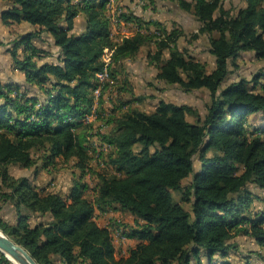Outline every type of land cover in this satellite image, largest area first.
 <instances>
[{
  "label": "trees",
  "instance_id": "trees-1",
  "mask_svg": "<svg viewBox=\"0 0 264 264\" xmlns=\"http://www.w3.org/2000/svg\"><path fill=\"white\" fill-rule=\"evenodd\" d=\"M3 1L5 24L34 29L17 33L6 48L23 78L0 81V202L16 214L13 224L0 217V230L38 264H232L238 237L254 241L264 262V206L254 205L264 195L253 190L264 192V125L248 119L264 117V70L226 82L241 54L264 59V0H244L235 12L222 0H169L200 23L190 37H207L211 70L178 47L186 37L180 27L122 12L115 18L136 29L115 39L111 0ZM42 34L51 36L55 54L35 44ZM144 47L157 80L208 91L203 117L164 99L152 111L130 105L143 97L119 85L118 76ZM47 56L55 59L42 60ZM103 70L108 77L99 82ZM114 88L116 103L109 97L107 108L105 93ZM59 160L79 171L65 194L8 171L14 164L38 174ZM115 208L134 219L129 226L116 222L123 238L136 240L126 255L116 256L110 226L96 218ZM31 214L41 219L31 225ZM0 264L13 263L0 252Z\"/></svg>",
  "mask_w": 264,
  "mask_h": 264
},
{
  "label": "rangeland",
  "instance_id": "rangeland-1",
  "mask_svg": "<svg viewBox=\"0 0 264 264\" xmlns=\"http://www.w3.org/2000/svg\"><path fill=\"white\" fill-rule=\"evenodd\" d=\"M222 1L224 7L230 8L232 12H235L243 5L242 0ZM110 2L111 5L109 6V13L113 17L112 35L115 39H119L124 34H129L136 29L135 24L126 23L122 19L118 21L115 18L122 12H130L140 16L145 21L156 20L167 28H171L173 26L182 28L186 33V37L179 39L178 47L182 49L186 55L206 63L208 70H211L214 67V56L208 51L207 37L205 35H201L198 39L194 40L190 37L191 34L198 29L200 23H198V21L190 13H187L177 7L174 2L169 0H111ZM3 23L0 21V81H8L12 80L11 77H14V72L12 71L10 64V55L6 51L8 39L12 33L17 32L16 30H23L26 29V27L12 24L11 26L6 27ZM81 25L82 19L79 18L75 24V32H79L81 30ZM148 28L152 31L155 29L152 25H149ZM44 46H46L45 43ZM147 50L148 48L144 47L135 58L125 60L118 76L119 85L120 81L125 82L127 88L131 89L134 97H143L141 102H132L130 105L144 111H152L158 101L160 99H164L177 104H186L196 111L200 117H203L210 101L208 91L205 89H198L186 92L178 85H167L157 80L155 78L157 71L156 68L147 63ZM107 56H110V52L106 53L103 59L107 60ZM230 69L231 72L226 82H231L233 80H237L238 78L250 80L253 73L258 70H264V59H257L252 53L241 54L236 60V65H231ZM261 82H264V79H261ZM248 84L249 86H252L253 82L250 81ZM116 95L117 91L115 88L112 89V91H109V93H105V106L107 108H111V106H113V101L108 100V98L112 97L116 103ZM124 97L133 98L132 95H129V93H125ZM263 118L264 117L261 115H250L248 119L251 124L262 126L264 125ZM187 119L189 121H195L196 116L195 114L188 113ZM100 125L101 121L96 120L95 126L99 127ZM106 129L108 128L105 126L101 128L102 131H106ZM34 154L35 156L37 155L36 152ZM94 158L92 159V165L100 168V166H96L97 163ZM73 169L76 171H73ZM8 171L10 175L16 178L21 176L28 177L30 181L38 187V189L60 192L62 194L67 192V189L71 184L72 176L79 172L73 167L72 162H63L62 160H59L55 166L51 167L50 171H41V173L38 174L34 173L33 168H22L19 165L14 164L9 166ZM84 179H86L91 186L96 182L94 177L89 174L86 175ZM253 190L261 194V196L264 195V192L260 189L253 187ZM88 195L91 196L90 191H88ZM174 197L179 199L178 193H174ZM254 205L256 207H260L264 206V203L261 201H254ZM185 206L187 209H190L188 204ZM0 217L12 224L16 222L15 212L10 211L9 205H3L1 202ZM96 218L100 224L110 226L116 246V256L126 255L128 249L135 244L136 240H127L123 238L117 231L116 222L126 226L132 225L134 223L133 216L125 210L115 208L104 214L98 213ZM40 219L41 218L36 217L35 214H31L28 220L32 225ZM234 241L237 242L238 248L236 250L237 252L232 251L230 256L232 264H244L247 258L249 259L250 264H264V262H262L255 253L260 248L254 241L246 237H238Z\"/></svg>",
  "mask_w": 264,
  "mask_h": 264
},
{
  "label": "water",
  "instance_id": "water-1",
  "mask_svg": "<svg viewBox=\"0 0 264 264\" xmlns=\"http://www.w3.org/2000/svg\"><path fill=\"white\" fill-rule=\"evenodd\" d=\"M0 252L13 264H38L32 255L18 242L0 230ZM18 253V256H16ZM11 255V258H10Z\"/></svg>",
  "mask_w": 264,
  "mask_h": 264
},
{
  "label": "crops",
  "instance_id": "crops-1",
  "mask_svg": "<svg viewBox=\"0 0 264 264\" xmlns=\"http://www.w3.org/2000/svg\"><path fill=\"white\" fill-rule=\"evenodd\" d=\"M242 3L243 5L245 4L244 3V0H242ZM242 5V6H243ZM7 6L6 2L3 1V0H0V18H1V13L3 11V9ZM237 11V10H236ZM1 23H3L2 19H0ZM3 25H6V27L8 26H11V24H5L3 23ZM12 25H22V27H26V29H23V30H16L17 32L15 33H12L8 39L11 40L17 33H21V32H24V31H29V30H33L34 29V26L30 25L29 23L27 22H21V23H12ZM29 28V29H27ZM14 32V31H13ZM42 40V41H40ZM35 44L42 47L43 49L45 50H49L50 52H52L53 54H55V51H56V48L55 46L53 45V42H52V38L51 36L47 35V34H42L40 38H37L34 40ZM44 43L46 44V46H44ZM55 57L53 56H47V57H44L42 60H47V61H52L54 60ZM10 64H11V61H10ZM12 68V67H11ZM14 72V75H16L15 77L18 78V80H21L23 78V75L22 73L18 72V71H15V70H12ZM15 78V79H16ZM136 243V242H135Z\"/></svg>",
  "mask_w": 264,
  "mask_h": 264
},
{
  "label": "built area",
  "instance_id": "built-area-1",
  "mask_svg": "<svg viewBox=\"0 0 264 264\" xmlns=\"http://www.w3.org/2000/svg\"><path fill=\"white\" fill-rule=\"evenodd\" d=\"M99 74H100V82H103L108 77L107 70H103V71L99 72ZM98 95H99V92H96V97ZM92 115H93V113H92ZM92 115H87L86 116V121H88L92 117Z\"/></svg>",
  "mask_w": 264,
  "mask_h": 264
},
{
  "label": "bare ground",
  "instance_id": "bare-ground-1",
  "mask_svg": "<svg viewBox=\"0 0 264 264\" xmlns=\"http://www.w3.org/2000/svg\"><path fill=\"white\" fill-rule=\"evenodd\" d=\"M107 57H108V56H107ZM107 60H108V59H107ZM96 77H97V80L100 82V74H99V73L96 74ZM99 89H100V87H99V85H98V88H96V89L94 90L95 96H96V92H99ZM90 115H92V114H90ZM93 118H94V116L92 115V117H91L89 120H92ZM16 256H18V253H17ZM10 258H11V255H10Z\"/></svg>",
  "mask_w": 264,
  "mask_h": 264
}]
</instances>
